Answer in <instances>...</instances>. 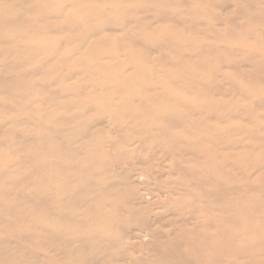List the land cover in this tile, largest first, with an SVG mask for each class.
<instances>
[{"label": "bare ground", "instance_id": "bare-ground-1", "mask_svg": "<svg viewBox=\"0 0 264 264\" xmlns=\"http://www.w3.org/2000/svg\"><path fill=\"white\" fill-rule=\"evenodd\" d=\"M0 264H264V0H0Z\"/></svg>", "mask_w": 264, "mask_h": 264}]
</instances>
